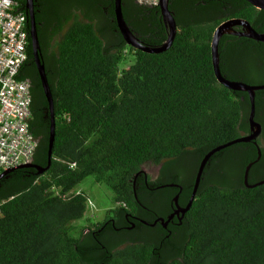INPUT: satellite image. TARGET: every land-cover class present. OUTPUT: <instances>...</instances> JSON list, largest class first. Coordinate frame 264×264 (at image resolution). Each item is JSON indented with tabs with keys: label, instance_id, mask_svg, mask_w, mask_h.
Listing matches in <instances>:
<instances>
[{
	"label": "trees",
	"instance_id": "16d2710c",
	"mask_svg": "<svg viewBox=\"0 0 264 264\" xmlns=\"http://www.w3.org/2000/svg\"><path fill=\"white\" fill-rule=\"evenodd\" d=\"M18 3L27 12L25 0ZM121 3L138 42L166 40L158 5ZM168 7L175 36L150 53L126 43L114 0H34L54 141L42 172L17 167L0 178V264H264V182L243 180L249 163L248 184L264 179V88L254 97L260 135L214 152L189 208L162 223L175 195L186 205L205 153L249 133L248 93L216 79L211 39L232 17L264 31V10L246 0H169ZM27 31L19 76L30 80L29 130L37 138L29 162L42 168L50 115L28 23ZM218 51L224 77L264 84V41L225 33ZM127 55L133 61L122 65ZM146 165H158L157 173ZM87 177L111 192L95 223L85 193H68Z\"/></svg>",
	"mask_w": 264,
	"mask_h": 264
},
{
	"label": "built area",
	"instance_id": "2783aa9c",
	"mask_svg": "<svg viewBox=\"0 0 264 264\" xmlns=\"http://www.w3.org/2000/svg\"><path fill=\"white\" fill-rule=\"evenodd\" d=\"M154 6L159 0H137ZM29 24L27 12L18 0H0V173L12 166L30 161L37 138L29 130L30 80L19 76L27 59ZM81 189L69 191L79 194ZM86 211L96 209L86 196Z\"/></svg>",
	"mask_w": 264,
	"mask_h": 264
},
{
	"label": "water",
	"instance_id": "95a60500",
	"mask_svg": "<svg viewBox=\"0 0 264 264\" xmlns=\"http://www.w3.org/2000/svg\"><path fill=\"white\" fill-rule=\"evenodd\" d=\"M249 3H251L253 6L256 8H260L264 10V0H246ZM168 2L169 0H159L158 7L161 13L162 20L166 26L167 29V38L166 40L159 46H148L141 44L138 42L136 39L135 35L130 31L128 28L123 14H122V9H121V0H114V13H115V19L116 23L118 26V29L120 33L122 34L124 40L126 43L136 49H140L145 52H150V53H158L161 52L165 49H167L171 43L172 40L175 36L176 33V22L174 19V16L172 12L170 11L168 7ZM25 7L27 9L28 13V20H29V36H30V43H31V48H32V53H33V60L35 62L40 81L45 93V97L48 102V108H49V115H50V127H49V139H48V149H47V164L45 167H38L31 162H25L21 163L16 166L9 167L5 170H3L0 173V178L7 174L8 172L12 171L14 168L17 167H28V166H34L38 169V172H42L46 167L49 166L50 161H51V149L54 141V128H55V117H54V112H53V103H52V97H51V92L48 84V80L46 77V72H45V67L43 62L41 61L40 57V52H39V43H38V38H37V31H36V23L34 20V0H25ZM235 26H240L241 29L237 30L234 27ZM225 33H234L236 35H243L258 41H264V31L259 32L256 31L250 23L243 18H237V17H232L228 18L226 20H223L220 22L214 29L212 39H211V58H212V65H213V70L216 79L225 87L232 89V90H240V91H246L249 96V102H250V111H249V116H248V121H249V133L241 135L237 138H234L230 141H227L226 143H222L220 145H217L210 149L205 155L202 157L199 166L196 171L195 175V181L193 184V188L190 194V197L186 203V205L180 207L177 203V195L174 197V203H175V210L173 213H171L166 221H163L162 218H159L160 221H163V225H166V222L169 220L170 217H172L175 213H181L183 214L191 205L193 198L195 196V192L198 187V183L203 171V168L208 160V158L216 151L232 144L235 142H246V141H255L256 138L260 135L261 133V124L255 120V107H254V97H255V91L258 89L264 88V84H248L243 81H237V80H230L226 77H224L220 71L219 67V51H218V43L220 37L225 34ZM260 156V151L258 150V157ZM251 163H249L244 171V176L243 180L244 183L248 187L255 186L257 184L263 183V180H260L256 183L253 184H248L247 182V173L248 169L250 167Z\"/></svg>",
	"mask_w": 264,
	"mask_h": 264
},
{
	"label": "rangeland",
	"instance_id": "374dc122",
	"mask_svg": "<svg viewBox=\"0 0 264 264\" xmlns=\"http://www.w3.org/2000/svg\"><path fill=\"white\" fill-rule=\"evenodd\" d=\"M126 57L127 59L124 63H122V65L132 63V56L127 55ZM144 168L151 176H154L157 173L158 165H146ZM76 189H81V191H83L86 196H91L96 207V209L92 210L93 217L91 218L94 220V223L100 221L104 216L105 208L110 205V190L104 184L94 182L92 177H87L82 180V182L77 185ZM87 213L89 214L91 212L88 210ZM76 223L80 226H84V224H86V220H80Z\"/></svg>",
	"mask_w": 264,
	"mask_h": 264
},
{
	"label": "flooded vegetation",
	"instance_id": "af4514ba",
	"mask_svg": "<svg viewBox=\"0 0 264 264\" xmlns=\"http://www.w3.org/2000/svg\"><path fill=\"white\" fill-rule=\"evenodd\" d=\"M180 206V205H179ZM181 207V206H180ZM180 213V212H179ZM179 213H175L172 217H170L169 219H172L174 216L178 215Z\"/></svg>",
	"mask_w": 264,
	"mask_h": 264
}]
</instances>
